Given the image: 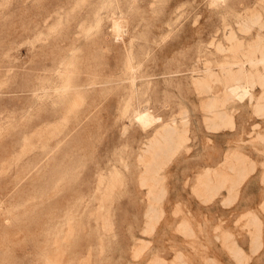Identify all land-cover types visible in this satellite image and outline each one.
Returning a JSON list of instances; mask_svg holds the SVG:
<instances>
[{
	"label": "rangeland",
	"instance_id": "1",
	"mask_svg": "<svg viewBox=\"0 0 264 264\" xmlns=\"http://www.w3.org/2000/svg\"><path fill=\"white\" fill-rule=\"evenodd\" d=\"M0 264H264V0H0Z\"/></svg>",
	"mask_w": 264,
	"mask_h": 264
},
{
	"label": "crops",
	"instance_id": "2",
	"mask_svg": "<svg viewBox=\"0 0 264 264\" xmlns=\"http://www.w3.org/2000/svg\"><path fill=\"white\" fill-rule=\"evenodd\" d=\"M238 168H239L238 169V174L241 175L240 178H242V174L243 173H246V171H248V172L250 171V169H247V168H244V167L243 168L238 167Z\"/></svg>",
	"mask_w": 264,
	"mask_h": 264
},
{
	"label": "bare ground",
	"instance_id": "3",
	"mask_svg": "<svg viewBox=\"0 0 264 264\" xmlns=\"http://www.w3.org/2000/svg\"><path fill=\"white\" fill-rule=\"evenodd\" d=\"M146 119V118H145Z\"/></svg>",
	"mask_w": 264,
	"mask_h": 264
}]
</instances>
